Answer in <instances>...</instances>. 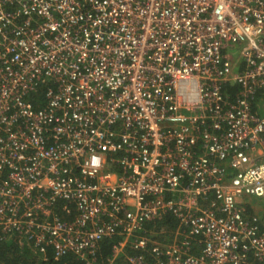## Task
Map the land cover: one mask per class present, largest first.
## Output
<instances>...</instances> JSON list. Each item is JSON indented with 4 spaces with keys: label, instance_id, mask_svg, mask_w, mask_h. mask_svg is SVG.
I'll return each instance as SVG.
<instances>
[{
    "label": "built area",
    "instance_id": "built-area-1",
    "mask_svg": "<svg viewBox=\"0 0 264 264\" xmlns=\"http://www.w3.org/2000/svg\"><path fill=\"white\" fill-rule=\"evenodd\" d=\"M250 196L264 201V0H0V245L264 262Z\"/></svg>",
    "mask_w": 264,
    "mask_h": 264
},
{
    "label": "trees",
    "instance_id": "trees-1",
    "mask_svg": "<svg viewBox=\"0 0 264 264\" xmlns=\"http://www.w3.org/2000/svg\"><path fill=\"white\" fill-rule=\"evenodd\" d=\"M100 249L103 254H107L109 244L102 243ZM46 257L47 260L43 261L40 255L31 253L26 248L19 249L9 241L0 245V261L5 264H82L79 259L70 254L55 259L47 252ZM245 264H264V262L249 258Z\"/></svg>",
    "mask_w": 264,
    "mask_h": 264
},
{
    "label": "rangeland",
    "instance_id": "rangeland-1",
    "mask_svg": "<svg viewBox=\"0 0 264 264\" xmlns=\"http://www.w3.org/2000/svg\"><path fill=\"white\" fill-rule=\"evenodd\" d=\"M239 204L247 213H255L264 225V201L250 196L239 198Z\"/></svg>",
    "mask_w": 264,
    "mask_h": 264
}]
</instances>
